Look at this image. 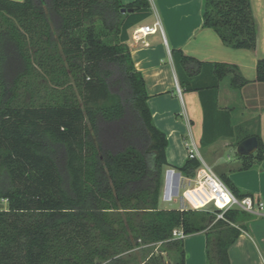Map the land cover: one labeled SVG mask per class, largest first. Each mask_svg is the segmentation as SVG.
<instances>
[{
    "label": "trees",
    "instance_id": "obj_1",
    "mask_svg": "<svg viewBox=\"0 0 264 264\" xmlns=\"http://www.w3.org/2000/svg\"><path fill=\"white\" fill-rule=\"evenodd\" d=\"M151 14L148 0H0V264H131L128 254L154 244L186 264L176 228L205 234L207 264H231L229 249L252 214L162 207L169 140L127 44ZM202 16L228 47L256 50L251 0H203ZM173 59L181 87L200 93L202 144L234 136L217 96L228 76L234 89L249 83L238 65L176 50ZM239 134L238 143L258 139L254 154L239 156L240 169H251L264 159V142ZM201 166L188 158L178 169L195 177ZM221 178L239 198L252 196ZM145 264L166 263L157 256Z\"/></svg>",
    "mask_w": 264,
    "mask_h": 264
},
{
    "label": "crops",
    "instance_id": "obj_2",
    "mask_svg": "<svg viewBox=\"0 0 264 264\" xmlns=\"http://www.w3.org/2000/svg\"><path fill=\"white\" fill-rule=\"evenodd\" d=\"M133 1L122 0L124 4ZM148 1L152 14L136 25H152L159 19L164 35L159 32L136 39L132 27L127 44L137 70L144 76L154 123L169 140V165L164 169L163 189L169 169L181 173L186 181H194V177H188L178 169L188 160L189 146L194 144L201 163L203 161L214 170L217 168L218 172L215 171L220 176L227 175L238 189L251 193L256 205L264 204V159L251 169L241 170L242 161L237 152L242 142L238 143L241 128L246 133L259 134L264 142V82L257 80V63L264 58V0H251L253 10L257 15L259 12L258 17L263 23V33L258 34L254 51L228 47L213 29L204 27L203 0ZM174 50L202 62L236 64L249 80L241 89H234L228 76L218 88V109L230 112L234 136L219 134L213 143L202 144L204 111L201 96L199 91H186L181 87L173 59ZM205 78L208 80L210 75L206 73ZM218 124L221 125L219 131L228 129L223 120ZM227 150H232L235 155L224 158ZM250 214L254 218L244 223L240 236L229 249L231 264H264V207L261 214ZM184 249L186 264H207L203 232L186 236Z\"/></svg>",
    "mask_w": 264,
    "mask_h": 264
},
{
    "label": "built area",
    "instance_id": "obj_3",
    "mask_svg": "<svg viewBox=\"0 0 264 264\" xmlns=\"http://www.w3.org/2000/svg\"><path fill=\"white\" fill-rule=\"evenodd\" d=\"M164 35L161 21L158 19L152 25H136L133 27V37L142 39V37L159 33ZM181 93V88L178 86ZM189 158H198L201 156L195 145L189 146ZM181 173L175 169H169L166 174L165 185L163 189L164 202H172L180 194L182 180ZM195 185L187 188L183 192L184 198L188 201L191 209L202 210L209 207H216L222 212L218 218H223V214L230 209H241L253 214H261L264 204L262 202L256 205L251 197L239 198L230 187L224 182L221 176L208 164L202 161V166L198 169L194 177ZM2 202H6L3 200ZM7 203V202H6ZM175 238H185L183 230L176 228L173 231Z\"/></svg>",
    "mask_w": 264,
    "mask_h": 264
},
{
    "label": "rangeland",
    "instance_id": "obj_4",
    "mask_svg": "<svg viewBox=\"0 0 264 264\" xmlns=\"http://www.w3.org/2000/svg\"><path fill=\"white\" fill-rule=\"evenodd\" d=\"M254 14L255 17L257 19V24H258V32L260 33V35L263 33V23L260 19V17H258L257 12L254 10ZM234 152H232V150H227L224 153V158H228V156L233 157ZM215 170L217 171V168H215ZM218 172V171H217ZM195 185L194 181H186L185 179H182L181 182V186H180V194L178 196H176V198L174 199V201L172 202H163L162 205L167 206L169 208H177V209H189L191 208L190 204L188 203V201L184 198L183 196V192L187 189V188H191ZM0 206L6 207L7 205L4 204V202L0 201ZM132 257H134L135 262L131 263V264H145L146 262L151 261V259L153 257H157V256H162L164 258V263L166 264H173L176 260H175V255L173 254V252L171 250H168L166 247L162 246L161 244H154L151 246H145L143 248H137L135 249V251H133L131 254H128ZM126 255V256H128Z\"/></svg>",
    "mask_w": 264,
    "mask_h": 264
},
{
    "label": "water",
    "instance_id": "obj_5",
    "mask_svg": "<svg viewBox=\"0 0 264 264\" xmlns=\"http://www.w3.org/2000/svg\"><path fill=\"white\" fill-rule=\"evenodd\" d=\"M131 12L132 9L123 8L122 12ZM258 148V139L256 136H251L245 140H243L237 148V152L239 155H251L256 152Z\"/></svg>",
    "mask_w": 264,
    "mask_h": 264
}]
</instances>
